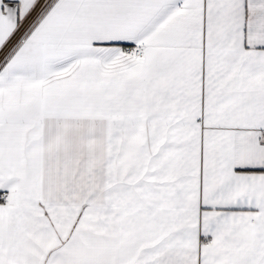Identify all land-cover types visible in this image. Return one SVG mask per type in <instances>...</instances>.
<instances>
[{
  "label": "snow or ice",
  "instance_id": "snow-or-ice-1",
  "mask_svg": "<svg viewBox=\"0 0 264 264\" xmlns=\"http://www.w3.org/2000/svg\"><path fill=\"white\" fill-rule=\"evenodd\" d=\"M0 264H264V0H0Z\"/></svg>",
  "mask_w": 264,
  "mask_h": 264
}]
</instances>
